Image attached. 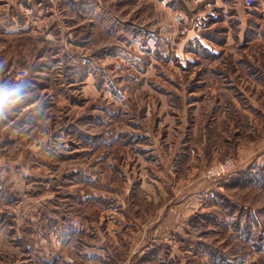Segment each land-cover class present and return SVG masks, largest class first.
<instances>
[{"label":"rangeland","instance_id":"rangeland-1","mask_svg":"<svg viewBox=\"0 0 264 264\" xmlns=\"http://www.w3.org/2000/svg\"><path fill=\"white\" fill-rule=\"evenodd\" d=\"M0 89V264H264V0H0Z\"/></svg>","mask_w":264,"mask_h":264},{"label":"trees","instance_id":"trees-1","mask_svg":"<svg viewBox=\"0 0 264 264\" xmlns=\"http://www.w3.org/2000/svg\"><path fill=\"white\" fill-rule=\"evenodd\" d=\"M257 179H259L257 174H246L243 176V178L237 179L235 184H237V185H248L252 182H256Z\"/></svg>","mask_w":264,"mask_h":264},{"label":"clouds","instance_id":"clouds-1","mask_svg":"<svg viewBox=\"0 0 264 264\" xmlns=\"http://www.w3.org/2000/svg\"><path fill=\"white\" fill-rule=\"evenodd\" d=\"M0 94H2L3 96H6L7 95V92L4 91V90H2V89H0Z\"/></svg>","mask_w":264,"mask_h":264},{"label":"crops","instance_id":"crops-1","mask_svg":"<svg viewBox=\"0 0 264 264\" xmlns=\"http://www.w3.org/2000/svg\"><path fill=\"white\" fill-rule=\"evenodd\" d=\"M12 96H13V94H12ZM10 97H11V94H10ZM7 101V100H6ZM5 102V100H3V101H1L0 102V108H1V105H2V103H4ZM1 111V110H0Z\"/></svg>","mask_w":264,"mask_h":264}]
</instances>
